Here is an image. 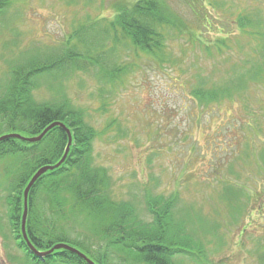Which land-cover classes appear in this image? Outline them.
Instances as JSON below:
<instances>
[{"label": "trees", "instance_id": "obj_1", "mask_svg": "<svg viewBox=\"0 0 264 264\" xmlns=\"http://www.w3.org/2000/svg\"><path fill=\"white\" fill-rule=\"evenodd\" d=\"M78 1L67 0L69 5ZM199 1L204 18L209 20L212 13L206 0ZM211 1L208 0L212 7ZM214 2L215 6L221 4L220 0ZM11 4V0H0V20ZM116 10L111 20L91 15L81 17L73 22L74 29L59 49L27 51L24 54L28 56L23 54L16 62L15 58L11 60L5 78L0 79V136L10 133L39 136L54 122L64 123L73 136L64 164L42 176L31 189L29 239L40 251H49L57 244L70 245L96 264H181L179 257L202 263L207 249L205 239L198 233L201 231L205 238L209 236L202 228L204 216L198 222L186 207L177 216L178 196L166 199L150 193L144 199L145 216L134 203L115 200L108 170L93 165L95 139L117 124L112 120L100 133L92 119L95 113L109 111L110 105L103 95L112 93L122 78L133 71V64L123 62L124 57L147 59L157 66L175 64L169 42L189 33L186 20L166 0L119 2ZM236 22L240 36L235 43L231 36L219 37L213 43H205L194 34L189 38L215 59V69L233 49L231 44L237 45L240 54L239 64L232 65L234 69L225 80L215 81L201 72L194 75L190 91L201 107L235 99L248 102L245 90L264 84V11L240 14ZM92 73L99 85L101 102L94 114L74 102L64 83L76 75ZM43 83L50 97L39 101L34 94ZM67 144V133L60 127L52 129L38 143L19 139L0 143V160L13 157L17 165L5 197L9 228L17 248L32 264H88L63 249L41 260L31 253L21 233L23 193L28 183L40 168L57 164ZM251 150L255 153H248V159L258 163V172L264 176V150ZM229 174L232 175L231 167ZM216 179L215 182L226 181L223 175ZM234 194L230 199L225 191L219 197L236 207L242 195ZM2 226L0 214V230ZM218 240L219 247L223 240ZM263 255L260 264H264Z\"/></svg>", "mask_w": 264, "mask_h": 264}, {"label": "rangeland", "instance_id": "obj_2", "mask_svg": "<svg viewBox=\"0 0 264 264\" xmlns=\"http://www.w3.org/2000/svg\"><path fill=\"white\" fill-rule=\"evenodd\" d=\"M135 1L79 0L69 5L67 0H11L0 20V79L5 78L11 60L28 56L27 51L59 49L81 17L111 20L116 4ZM166 1L188 23L189 33L169 42L175 64L157 66L126 55L123 62L134 69L112 93L103 95L110 105L107 113H93L101 107L93 73L64 82L74 102L94 114L92 124L100 133L116 120L117 126L95 139L93 165L108 170L115 200L134 203L144 215V199L150 193L166 199L178 196L177 216L186 207L198 222L206 218L202 228L209 236L198 233L205 239L206 258L201 263L179 257L181 264H260L264 176L248 155L255 153L251 149L264 150V84L245 90L248 102L235 99L207 108L192 98L190 88L197 72L215 81L229 77L232 65L240 62L234 44L240 36L236 20L240 14L264 11V0H220L218 6L212 0V7L206 0L212 13L209 20L199 0ZM191 34L205 43L231 36L233 49L215 69V59L189 41ZM34 95L39 101L49 98L47 85L43 83ZM16 167L13 157L0 160V264H32L17 248L8 224L5 197ZM222 175L225 182L214 181ZM225 191L230 199L234 193L242 195L236 207L219 197ZM218 239L223 240L219 247Z\"/></svg>", "mask_w": 264, "mask_h": 264}, {"label": "water", "instance_id": "obj_3", "mask_svg": "<svg viewBox=\"0 0 264 264\" xmlns=\"http://www.w3.org/2000/svg\"><path fill=\"white\" fill-rule=\"evenodd\" d=\"M56 127L62 128L67 133L68 144H67V147H66V150H65V153H64L62 159L57 164L47 165V166L40 168L36 172V174L32 177L30 182L28 183V185H27V187L23 193V214H22V218H21V233H22L23 239H24L25 243L27 244L31 253L35 257H37L41 260H43L47 256L53 254L55 251L63 249V250H68V251L78 255L81 259L86 261L88 264H96L93 260H91L83 252H81L80 250H78V249H76L70 245H67V244H57L52 249H50L49 251H40L33 245L31 240L29 239L28 232H27V219H28V215H29V195H30L31 189L35 186L37 181L42 176H44L48 172H53V171L59 169L64 164V162L66 161V159L70 153L71 147L73 145V136H72L70 129L62 122H54L51 125H49L39 136L26 137V136H23V135L18 134V133H10V134H5V135L0 136V143L4 142L6 140H9V139H19L21 141L28 142V143H38V142H41L43 140V138L52 129H54Z\"/></svg>", "mask_w": 264, "mask_h": 264}]
</instances>
